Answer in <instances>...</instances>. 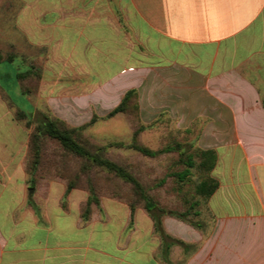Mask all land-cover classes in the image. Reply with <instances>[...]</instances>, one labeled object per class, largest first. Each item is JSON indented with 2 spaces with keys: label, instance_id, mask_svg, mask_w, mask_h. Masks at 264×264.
<instances>
[{
  "label": "crops",
  "instance_id": "obj_1",
  "mask_svg": "<svg viewBox=\"0 0 264 264\" xmlns=\"http://www.w3.org/2000/svg\"><path fill=\"white\" fill-rule=\"evenodd\" d=\"M12 25L27 45L71 60L88 78L82 91L118 96L166 74L184 123L207 122L200 139L217 153L218 187L196 226L163 215V235L145 209L110 197L84 222L85 191L72 189L67 209L59 182L25 196L28 137L0 96V166L12 172L0 180V264H264V0H23Z\"/></svg>",
  "mask_w": 264,
  "mask_h": 264
},
{
  "label": "rangeland",
  "instance_id": "obj_2",
  "mask_svg": "<svg viewBox=\"0 0 264 264\" xmlns=\"http://www.w3.org/2000/svg\"><path fill=\"white\" fill-rule=\"evenodd\" d=\"M22 5L23 0H0V53L4 57L8 54L14 57L11 62H0V96L7 101L10 111L15 116L17 110L20 109L30 113L35 104L36 111L33 120L47 113L62 119L69 126L82 127L84 137L93 144L105 146V154L109 158L127 166L160 207L182 211L189 208V202L199 200V205L195 209L205 212V201L196 194V185L206 176V173L194 167L191 169V176L182 183L175 177L167 175L184 167L175 163L179 157L178 150L156 157H147L132 148L111 145L113 142L128 144L131 142L133 131L141 125L143 129L138 139L140 143L152 149H160L175 142L182 144V150H187L188 153H195L199 149H212L205 148L201 144L200 135L207 123L206 120L197 117L192 122L184 123L183 106L179 105V102L174 105L169 98L166 74L156 75L154 80L152 75H149L140 87L127 88L125 91L136 90V94L129 101L127 111L105 117L114 107L111 104L107 105V102L113 103L119 98V103L125 91L120 92L118 96L115 95L113 89L111 91L96 88L92 91H82L83 87L89 85L88 78L79 77L71 69V60H58L54 54L51 56L50 50L46 51V48L39 50L27 45L23 41L21 32L17 31L15 26L13 27V21ZM28 69H32L34 74L27 76L21 82V86L26 85L30 91L22 93L16 73ZM146 72L148 71H145V74ZM130 74L127 84H134L136 75ZM40 86L48 89L46 100L39 99ZM4 106L0 105L1 117H4L7 111ZM92 118H94L93 121H91ZM17 122L25 130L27 138L34 124L27 127L26 119H17ZM23 152L26 197L44 198L52 182H59L66 186V182L70 179L80 184V188L75 189L87 192L84 189L87 185V178H90L89 181L94 185L100 199L102 197L116 200L118 197L125 200L135 199L129 184L102 171L90 170L87 175L80 174L79 160L63 152L53 139L44 140L42 165L32 173L26 169L27 146ZM0 159L5 161L7 157H0ZM196 161H198L197 157ZM11 173V170H2L0 166L1 182H4ZM77 175H79L78 179ZM163 177H165L164 183L158 184ZM2 188L3 186H0V191ZM54 195L55 191L50 192V196ZM190 211L189 220H198L193 210Z\"/></svg>",
  "mask_w": 264,
  "mask_h": 264
},
{
  "label": "trees",
  "instance_id": "obj_3",
  "mask_svg": "<svg viewBox=\"0 0 264 264\" xmlns=\"http://www.w3.org/2000/svg\"><path fill=\"white\" fill-rule=\"evenodd\" d=\"M13 60L14 57L12 54H8L4 57L0 53V62H11ZM33 74L34 71L32 69L18 71L16 73V79L22 93H28L30 89L26 85L22 87L21 82L26 79L27 76H32ZM135 94V89H128L125 91L120 102L114 106L105 117H111L119 112L127 111L129 101ZM15 117L18 120L26 119L25 123L27 127L34 124L30 128L27 141L28 159L26 161V169L29 170L30 173L36 171L42 165V160L44 158V140L50 138L59 144L63 152L70 154L79 160L80 174L87 175L90 170H99L121 182L129 184L135 199L125 200L119 197L117 199L127 204L131 212L137 208L145 209L152 218L155 230L159 234L163 235L161 218L165 214L173 215L196 226V223L189 220L188 216L191 212L190 210H193V213H195V207L199 205V200L189 202V208L182 211L160 207L152 195L146 191L138 177L127 166L109 158L105 154V146L93 144L84 137L82 127L69 126L62 119L47 113H43L40 118L33 120L32 112L27 113L21 109L17 110ZM93 120L94 118H92L91 121ZM142 129L143 126L139 125L133 131L131 142L128 144L123 142H113L111 145L132 148L141 155L147 157H156L164 153L178 150L179 157L175 163L183 165L184 167L181 170L170 172L167 175L175 177L180 183H182L188 180L191 176V169L194 167H197L200 171L206 173V176L196 185V194L201 196L206 203L208 198L218 187L217 179L211 174L217 160L216 151L214 149H199L195 153H188L187 150H182L183 146L179 142L167 144L160 149H152L140 143L138 135ZM196 157L198 158V161H196ZM76 177L78 179L79 175ZM89 179L90 178H87V185L84 189L88 192L87 199L80 205V216L84 222H87L90 219L93 210L99 208L100 204V197ZM164 181L165 177H163L158 184H162ZM79 186L80 184L75 180L70 179L66 182L65 191L60 200V205L63 209H67V197L69 192L72 189L80 188Z\"/></svg>",
  "mask_w": 264,
  "mask_h": 264
},
{
  "label": "water",
  "instance_id": "obj_4",
  "mask_svg": "<svg viewBox=\"0 0 264 264\" xmlns=\"http://www.w3.org/2000/svg\"><path fill=\"white\" fill-rule=\"evenodd\" d=\"M30 191H33L32 189Z\"/></svg>",
  "mask_w": 264,
  "mask_h": 264
}]
</instances>
